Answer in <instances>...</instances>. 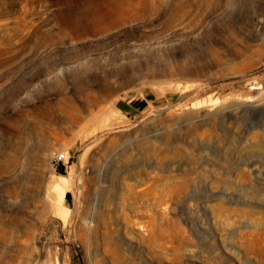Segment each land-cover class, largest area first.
I'll use <instances>...</instances> for the list:
<instances>
[{"label": "rangeland", "instance_id": "374dc122", "mask_svg": "<svg viewBox=\"0 0 264 264\" xmlns=\"http://www.w3.org/2000/svg\"><path fill=\"white\" fill-rule=\"evenodd\" d=\"M0 264H264V0H0Z\"/></svg>", "mask_w": 264, "mask_h": 264}, {"label": "bare ground", "instance_id": "6f19581e", "mask_svg": "<svg viewBox=\"0 0 264 264\" xmlns=\"http://www.w3.org/2000/svg\"><path fill=\"white\" fill-rule=\"evenodd\" d=\"M132 10L133 8L131 7L109 6L97 15H91L89 21L84 24L83 28L89 32L96 33L109 30L127 21Z\"/></svg>", "mask_w": 264, "mask_h": 264}, {"label": "built area", "instance_id": "2783aa9c", "mask_svg": "<svg viewBox=\"0 0 264 264\" xmlns=\"http://www.w3.org/2000/svg\"><path fill=\"white\" fill-rule=\"evenodd\" d=\"M61 165H68V157L65 152L55 153L50 159V166L54 172L59 171Z\"/></svg>", "mask_w": 264, "mask_h": 264}, {"label": "crops", "instance_id": "0c3cea01", "mask_svg": "<svg viewBox=\"0 0 264 264\" xmlns=\"http://www.w3.org/2000/svg\"><path fill=\"white\" fill-rule=\"evenodd\" d=\"M121 101H126V100H125V99H122ZM126 105L130 106L132 109H128V110H127V109L125 108ZM122 108H124V109L127 110V111H122V109H117V110H118L120 113H124V114L134 113L135 111H134L133 109H136L135 106H133V104H132L131 101H128V102H126L125 105H122ZM63 169H64V171L66 170V166H65V165H61V166H60V171H62ZM60 177H62V176H60ZM67 182L70 183V179H69V178H67ZM71 201H72L71 196L68 194V195L65 197L64 202H65V203H68V202H71Z\"/></svg>", "mask_w": 264, "mask_h": 264}, {"label": "trees", "instance_id": "16d2710c", "mask_svg": "<svg viewBox=\"0 0 264 264\" xmlns=\"http://www.w3.org/2000/svg\"><path fill=\"white\" fill-rule=\"evenodd\" d=\"M259 112H260V109H253L252 110V114L255 116H257Z\"/></svg>", "mask_w": 264, "mask_h": 264}]
</instances>
